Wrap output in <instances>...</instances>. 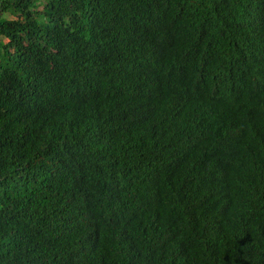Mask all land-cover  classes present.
Wrapping results in <instances>:
<instances>
[{"label": "trees", "instance_id": "16d2710c", "mask_svg": "<svg viewBox=\"0 0 264 264\" xmlns=\"http://www.w3.org/2000/svg\"><path fill=\"white\" fill-rule=\"evenodd\" d=\"M0 264H264V0H0Z\"/></svg>", "mask_w": 264, "mask_h": 264}, {"label": "clouds", "instance_id": "9594fccd", "mask_svg": "<svg viewBox=\"0 0 264 264\" xmlns=\"http://www.w3.org/2000/svg\"><path fill=\"white\" fill-rule=\"evenodd\" d=\"M158 8V7H157ZM157 8L155 9V13H156V10H157ZM157 14V13H156ZM158 15V14H157ZM139 15H137V16H134L133 18H135V19H137V18H140V17H138ZM141 16V15H140ZM137 17V18H136ZM161 21V18L159 17L155 22L156 23H158V22H160Z\"/></svg>", "mask_w": 264, "mask_h": 264}]
</instances>
